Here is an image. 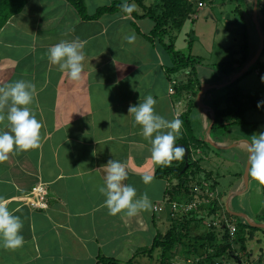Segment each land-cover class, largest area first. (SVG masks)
<instances>
[{
    "label": "crops",
    "instance_id": "obj_1",
    "mask_svg": "<svg viewBox=\"0 0 264 264\" xmlns=\"http://www.w3.org/2000/svg\"><path fill=\"white\" fill-rule=\"evenodd\" d=\"M154 1L144 0L143 5ZM83 2L90 17L99 8L125 0ZM144 11L135 6L136 15L117 11L92 20L81 18L68 0H30L0 30V86L18 80L34 84L28 107L42 125L37 148L13 151L0 161V200L20 217L24 237L21 247L0 245V264H100L99 258L151 261L136 253L150 248L167 219L153 212L165 197L167 183L155 177L161 164L151 158V143L128 109L152 95L155 112L172 120L186 112L190 97L173 102L178 73L167 72L172 68L170 57L158 40L150 39L154 24L140 17ZM16 33L23 41L18 50L8 44ZM133 34L135 40L129 43L125 37ZM77 39L83 42L84 61L81 79L73 81L49 62L47 53L62 40ZM17 53L19 58L14 57ZM202 98L205 129L211 112ZM2 111L0 115H5ZM7 123L0 120V131L9 130ZM184 134L182 126L178 139ZM215 144L228 146L226 140ZM242 146L246 150V144ZM111 159L125 165L128 177L123 184L133 186L137 197L147 193L151 201L147 211L135 217L109 214L99 188L104 165ZM145 175L152 177L150 183L143 182ZM39 184L47 187L45 210L25 203ZM245 191L242 183L236 188L238 193Z\"/></svg>",
    "mask_w": 264,
    "mask_h": 264
},
{
    "label": "rangeland",
    "instance_id": "obj_2",
    "mask_svg": "<svg viewBox=\"0 0 264 264\" xmlns=\"http://www.w3.org/2000/svg\"><path fill=\"white\" fill-rule=\"evenodd\" d=\"M156 1L157 0L154 2L156 3ZM203 1L204 6L195 8L196 13L191 15L185 22L182 30L170 34V36L175 38V50L180 51L185 58L192 56L194 58L192 60L196 61V64H193V67L178 72L176 76L177 82H173V86L176 89L175 93L172 94L174 95L173 102L176 101L175 99H177V97L188 99L184 90L180 88L181 85L184 86L185 83H187L188 79H192L195 83L197 81V83H200V86L202 85L213 88L206 90L202 95L203 98L201 103L208 107V109L214 108L213 101H218L220 98L222 101L219 100V105L222 108H233L231 104L227 103V98H222V96L226 94L227 89H229L231 95L233 94L232 96H239L238 100L243 99L244 95H255L259 92L264 101V71L260 73L256 64L250 69L249 74L238 83L237 87H233L230 82L233 76L241 69L234 74H230L228 76L229 80L227 81L220 73L222 70H225L226 63L239 59L244 41H246L248 45L249 58L252 59L258 51L260 41L256 23L259 25L261 34L263 35L262 27L264 26V20L259 8L264 6V0H259L256 23L253 21L252 16L253 0ZM237 6H240L242 10L243 22L238 20L237 14H235V8ZM15 29H17V27H15ZM243 29L246 31L245 38L242 35ZM8 30L10 31V29ZM15 36L16 38H13L14 40L8 44L14 46V48L18 50L17 46L20 45L19 42L22 40L17 33ZM18 55L19 53L14 55V57L19 58ZM23 64L22 61L21 64L18 65V70L21 73V66H23ZM227 83L232 86L229 88L226 87ZM200 86L199 89L195 88V92L198 93L200 91ZM181 89L183 91H181ZM236 91L238 95L236 94ZM231 98L232 97L229 99L230 102L232 101ZM245 101L246 100H244L245 107L242 108L244 112L242 116L239 117L240 120H237V115L232 113L229 115L230 117L226 118L227 125L222 129L219 127V124L226 123V121L223 120L220 123L221 118L219 117L217 119L216 128L208 133V125L211 122V113L208 117V125L204 129L200 116V106L197 103V98H194L192 112H190V115L187 117L191 127L190 136H193L197 140L202 139L201 141L203 143L198 146L199 153L195 154L193 152L192 155L195 157L194 160H198L199 166L203 171L213 173V177L216 180V187H214L212 192L217 194L219 198L221 197L220 205L223 207L225 213L243 214L246 215L248 220L253 224H264V184H260L248 176L247 190L242 195L234 196L238 185L240 183L244 185L243 176L247 165L248 153L242 148V143H245L246 141L250 142L251 136L264 132V105H261L256 109H251L249 102L245 103ZM2 113L6 114V108ZM241 122H245V124H242ZM224 140L228 142L227 147L229 149L221 150L212 146V144H215L217 141ZM183 147L185 148V146ZM184 158H187L186 148ZM200 176L203 177L202 174H200ZM200 182L204 183L205 187V189L202 190V195L205 197L204 199L210 198L211 195H205V193L209 192V189L207 188L210 186V182H213V178L211 181L205 180L203 182L201 180ZM37 189H41L39 190L41 196L43 195L47 200V187L44 184H39L35 191ZM35 191L26 196L25 203H32L36 200L34 195ZM45 193H47V195H45ZM34 204L37 205L35 202ZM205 205L207 206L208 204ZM46 208L41 210H45ZM218 210L221 211L217 212V216L212 215L210 218L208 215L206 216V211L197 213L200 216L202 215L201 217H204V220L201 228L197 229V227L194 226L191 228L189 231V238H194V236L196 237L203 233L204 223H209L210 219L216 218L218 220L219 217L223 218L222 209ZM160 215L167 216V210H162ZM232 220L234 223L247 224L241 217L233 216ZM168 223H170V220L168 221V219L163 222V225L161 226L162 228L160 227L159 229L161 233L167 229ZM254 235V239L248 241L246 244L247 254L249 255L250 261L247 262V258L242 256V264H264V243H257L258 240H264V230L258 231ZM189 238L184 239V243L177 245L167 255L170 259L169 264H198L199 260H203L205 255L201 251H198V253H196L198 255L194 256L186 253L188 251L187 244ZM238 248L239 247H236L237 250ZM158 251H155L150 257L151 261H147L148 263L145 264H157L158 262L156 260L160 258ZM260 257L262 259L261 262L257 260ZM201 264H210V261H203Z\"/></svg>",
    "mask_w": 264,
    "mask_h": 264
},
{
    "label": "trees",
    "instance_id": "obj_3",
    "mask_svg": "<svg viewBox=\"0 0 264 264\" xmlns=\"http://www.w3.org/2000/svg\"><path fill=\"white\" fill-rule=\"evenodd\" d=\"M30 0H0V30L4 27L9 19L13 16L19 14L23 7ZM73 8L77 11V13L83 19H92L97 20L104 14H110L117 11H121V4L118 2L112 3L109 6H105L97 9L93 16H87L85 13V6L83 0H68ZM133 4L137 7H144V13L140 17H146L152 20L154 27L150 33V39L158 40V42L162 45L165 52L169 55L172 68L168 69L167 72L169 74H177L180 71H185L188 68L193 67V64H196L195 60L192 56L187 58L183 57L180 51L175 50L174 42L175 38L170 36L172 32H180L183 28L185 22L190 18L191 15L196 13L195 8L198 7V4H202L204 6L203 0H157L156 3L153 2L148 7L143 5L144 0H132ZM257 7L259 6V0H257ZM264 20V6L259 8ZM135 10L131 13L135 14ZM235 14H237V19L243 22L242 10L240 6L235 8ZM262 33L264 36V26L262 27ZM242 35L244 38L246 37L245 29L242 30ZM168 38V41L165 40ZM152 40V41H153ZM189 48V43H188ZM251 58H249L248 54V45L247 42L244 41L243 46L241 47V55L239 59L234 60L232 62L226 63L225 70H222L221 75L226 78L230 74H234L236 71L241 69L244 65H246ZM258 66V69L261 72L264 71V47L262 53L255 63ZM253 67V66H252ZM251 67V68H252ZM250 68V69H251ZM249 69V71H250ZM249 71L242 77L237 79L235 82L231 83L233 87H237L238 83L244 79ZM187 81V80H186ZM228 84L226 87H231L232 85ZM200 83L193 82L192 79H188L187 83L184 86H180L188 96L187 107L185 113L181 114L179 117L181 119L182 126L184 129V136L177 140L176 144L185 146L188 154L185 159L184 156L179 160H172L168 164H161L155 172V177L158 179H164L167 183V188L165 190V197L162 202L155 205L154 207L159 208L161 211L167 210V219L170 220L168 223L167 229L161 233L160 230L156 233L153 238V242L150 248H145L136 253V255H144L151 257L155 251H158L160 254V258L157 260V264H169V257L167 255L177 246L183 242L184 239L189 238V231L191 228L197 227V229L201 228L203 223V217H199L198 213L207 212L208 216L216 215L217 212L221 211L218 209H222L223 218L226 217L229 221L232 220V216L225 213L223 207L220 205V199L216 197L212 199L209 204L206 206L205 204L199 203V200L204 198L202 196V190L205 189L204 183H201L205 180L211 181L213 178V182H210V186L208 187L209 191L212 192L214 187H216V180L213 177L212 172H205L199 166L198 160H194L195 157L192 155L193 152L195 154L199 153L198 146L203 143L201 140L195 139L191 134V127L188 121V113L190 112L192 106V100L196 98L197 92H195V88L199 89ZM179 88V89H180ZM181 89V91H183ZM176 90V89H175ZM172 91H174L172 89ZM180 93V92H179ZM236 94L238 95L237 91ZM240 94V93H239ZM233 95V94H232ZM229 89L222 98H227V103L231 104L233 108H222L219 103L221 100L213 101L214 108H212V112L214 113V124L210 129V132L216 128L217 119L220 117L221 121L225 120L226 123L219 124V127L224 129L227 125V117L232 113L237 115V120H240L239 117L242 116L244 108V100L245 103L251 105V109H256L257 104L260 101H263V97L259 92L255 95H244V98L238 100L239 96H232ZM179 96V94H178ZM231 98V102L229 99ZM193 98V99H192ZM220 100V101H219ZM245 124V122H241ZM210 125V124H209ZM208 125V127H209ZM193 150V151H192ZM200 174L203 175L200 176ZM32 191V190H31ZM30 191V192H31ZM191 203L197 204V211H191V213H184L180 209L182 205H191ZM176 207V210L173 208ZM219 206V207H218ZM41 210V209H40ZM153 211L155 214H160L161 211ZM178 210V211H177ZM217 216V215H216ZM172 218V219H170ZM223 218H219L222 222ZM231 219V220H230ZM234 223V221H233ZM208 223H204L203 230L204 232L200 235H197L194 238H189L187 247L188 251L186 252L188 255H198V251L204 253L205 257L203 260H199L198 264H201L203 261L208 262L210 264H214L215 261L221 262H230L232 264H240L243 263L242 256H245L246 261H250L249 255L247 254V242L252 241L255 237V233L258 231H263L261 229H256L248 226L244 223H234L235 232L230 234L229 230L224 227L223 229L217 230L214 227H208ZM249 228V229H247ZM192 239V240H190ZM192 241V242H191ZM264 241V240H263ZM261 240H258L257 243H264ZM236 247H239L238 250ZM201 253V254H202ZM200 254V255H201ZM262 255V253H261ZM261 262V257L257 259ZM98 263L100 264H136L134 258L130 259L125 263H120L119 261L113 258H99Z\"/></svg>",
    "mask_w": 264,
    "mask_h": 264
},
{
    "label": "clouds",
    "instance_id": "obj_4",
    "mask_svg": "<svg viewBox=\"0 0 264 264\" xmlns=\"http://www.w3.org/2000/svg\"><path fill=\"white\" fill-rule=\"evenodd\" d=\"M120 7L125 14L135 10V6L127 0ZM125 39L132 43L135 35L126 36ZM82 48L83 42L78 39L71 42L62 40L48 49V60L52 65H58L61 72H66L70 80L78 81L83 70ZM34 94L35 85L24 80L0 86V109L6 108V114L0 115V120L6 119L9 129L0 131V161L7 160L8 154L13 151H28L39 146L42 125L28 107ZM155 104L153 96L148 95L143 102L130 106L128 112L132 114L134 123L140 126L143 137L150 141L151 158L157 163L168 164L172 160L182 159L185 154V148L176 144L183 122L179 118L167 120L158 115ZM261 105H264V101L258 102L257 107ZM245 144L248 153L247 174L252 180L264 184V132L251 136L250 142L246 141ZM104 167V183L99 191L105 197L104 204L110 215L124 213L128 217H135L150 208L147 193L137 197L133 186L122 183L128 177L122 162L111 159ZM142 180L147 184L152 177L145 175ZM229 215L232 216L231 213ZM22 229L20 217L0 200V245L9 249L21 247L24 243Z\"/></svg>",
    "mask_w": 264,
    "mask_h": 264
},
{
    "label": "water",
    "instance_id": "obj_5",
    "mask_svg": "<svg viewBox=\"0 0 264 264\" xmlns=\"http://www.w3.org/2000/svg\"><path fill=\"white\" fill-rule=\"evenodd\" d=\"M257 0H253V9H252V16H253V21L256 23V16H257ZM256 28H257V32H258V36H259V41H260V44H259V49L258 51L256 52V54L252 57V59H250V61L244 65L241 70L235 74L231 80L230 83H233L235 82L237 79L239 78H242L248 71L249 69L255 65V63L257 62V60L259 59L261 53H262V50H263V47H264V36L261 34V30L259 28V25H257L256 23ZM208 89H213V88H209V87H206V86H200V91L197 93V103L199 104L200 107L201 104H200V100H201V97L202 95L206 92V90ZM209 111L211 112V122H210V125L208 127V133L210 132V129L212 128L213 124H214V113L212 112V109H209ZM212 146H214L215 148H218V149H221V150H226V149H229L228 147H218L217 145L215 144H212ZM187 151V150H186ZM188 154V152H187ZM247 165H246V168H245V171H244V176H243V179H244V185H243V188L244 190L246 189L247 190V186H248V174H247ZM242 193H238L236 192L234 194V196H238V195H241ZM232 216L234 217H241L242 219L245 220V222L247 223L248 226L252 227V228H256V229H261V230H264V224H253L251 223L247 216L246 215H243V214H231ZM238 264H240V262H238Z\"/></svg>",
    "mask_w": 264,
    "mask_h": 264
},
{
    "label": "built area",
    "instance_id": "obj_6",
    "mask_svg": "<svg viewBox=\"0 0 264 264\" xmlns=\"http://www.w3.org/2000/svg\"><path fill=\"white\" fill-rule=\"evenodd\" d=\"M198 7H202V4H198ZM169 92L172 93L173 92L172 89H169ZM35 189H36V187L33 188L31 192L35 191ZM39 190H41V189H39ZM39 190L37 189L35 191V194H34L35 195V198H36V200L34 202L37 205H35L34 202H32V203L31 202H27L26 203L27 206H30L31 208H35V209H44V208H46V206H47V200L44 198L43 195L41 196ZM31 192H29V194H32ZM209 192L205 193V195H211V197L210 198H207V199H204L205 198L204 197L201 200H199V203L209 204V202L212 199L218 197L217 194H214V192H210V193ZM45 195H47V193H45ZM206 197H208V196H206ZM173 208L176 210V207L175 206H173ZM196 209H197V204L196 203H191V205H188V206L187 205H182V207H180L179 210H181L184 213H189V212L191 213V211H194V210L196 212L197 211ZM159 210L160 209L157 208V207H154L153 208V211H159ZM196 213H198V212H196ZM222 215H224V214H222ZM198 216L201 217L202 215L201 216L198 215ZM207 225H208V227L209 226L210 227H214V228H216L218 230L223 229L224 227H226V229L229 230L230 234H233V232H235V225H234L233 221H229L226 217L223 218V221L222 222L219 219L217 220L216 218H212V219H210V221H209V223ZM214 264H232V263H230V262L215 261Z\"/></svg>",
    "mask_w": 264,
    "mask_h": 264
}]
</instances>
